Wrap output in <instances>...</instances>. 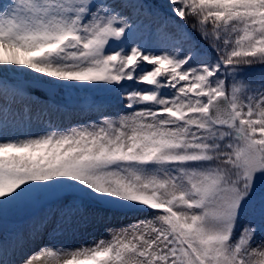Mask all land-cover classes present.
I'll return each instance as SVG.
<instances>
[{
	"label": "snow or ice",
	"instance_id": "6c2138e0",
	"mask_svg": "<svg viewBox=\"0 0 264 264\" xmlns=\"http://www.w3.org/2000/svg\"><path fill=\"white\" fill-rule=\"evenodd\" d=\"M163 7L0 0V222L60 213L36 252L49 215L0 237V264H264V0ZM33 86L75 93L81 121L34 113ZM77 212L109 238L58 243Z\"/></svg>",
	"mask_w": 264,
	"mask_h": 264
},
{
	"label": "rangeland",
	"instance_id": "374dc122",
	"mask_svg": "<svg viewBox=\"0 0 264 264\" xmlns=\"http://www.w3.org/2000/svg\"><path fill=\"white\" fill-rule=\"evenodd\" d=\"M166 1L167 0H156L157 8L161 13L164 12L163 3ZM141 19L145 24H151L153 29L157 27L156 17L142 16ZM250 78L255 79L256 77L255 75H252ZM72 96L71 98L66 99L64 94L59 92V101L54 103H35L32 101L33 112L35 113L37 110L47 105L51 107V120L54 124L60 125L61 127H67L80 122L83 114L78 108L79 101L76 97V94L73 93ZM32 97L34 96L31 94V98ZM57 105L61 107L56 108ZM13 107H20V105H13ZM45 119H47V117H45ZM43 130H45L43 122L34 123L31 126H26L22 122L16 128H14V131L18 135H37ZM37 206L38 205L10 212L8 216L2 222H0V236L2 234H6L7 236L10 232H12L13 229L18 230V228H20L19 231L27 233L33 222L39 223V221L44 218L45 215H49L50 218L48 220L47 226L43 229V239L37 241L38 244L31 246L28 251L30 252V250L34 247L31 252H36L42 246V244L49 243V233L52 232L53 228L56 226V222L59 219L60 213L55 204H44L38 207ZM95 211L96 209L93 205L85 203L83 208V217H92ZM81 219L82 217L80 212H77L76 215L72 217L71 225H64L67 231H65L63 236L58 237L57 242L64 244L65 247H78L80 244H89L93 240H98L101 237H104L105 239L109 238L105 233L106 221L92 219L86 227H78L77 222ZM244 222L245 221H241L240 223L242 224ZM112 223L119 227L122 222L114 218ZM123 223H127V221H123Z\"/></svg>",
	"mask_w": 264,
	"mask_h": 264
},
{
	"label": "trees",
	"instance_id": "16d2710c",
	"mask_svg": "<svg viewBox=\"0 0 264 264\" xmlns=\"http://www.w3.org/2000/svg\"><path fill=\"white\" fill-rule=\"evenodd\" d=\"M146 2L150 3L151 5H154V0H146Z\"/></svg>",
	"mask_w": 264,
	"mask_h": 264
},
{
	"label": "bare ground",
	"instance_id": "6f19581e",
	"mask_svg": "<svg viewBox=\"0 0 264 264\" xmlns=\"http://www.w3.org/2000/svg\"><path fill=\"white\" fill-rule=\"evenodd\" d=\"M13 231H17V230H13ZM1 236H2V237H6V235H4V234H2Z\"/></svg>",
	"mask_w": 264,
	"mask_h": 264
},
{
	"label": "water",
	"instance_id": "95a60500",
	"mask_svg": "<svg viewBox=\"0 0 264 264\" xmlns=\"http://www.w3.org/2000/svg\"><path fill=\"white\" fill-rule=\"evenodd\" d=\"M36 93H39L38 91H36Z\"/></svg>",
	"mask_w": 264,
	"mask_h": 264
}]
</instances>
